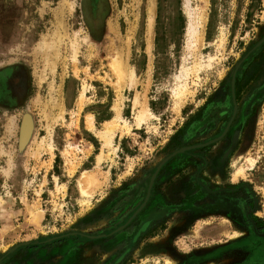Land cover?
Listing matches in <instances>:
<instances>
[{
  "label": "rangeland",
  "instance_id": "rangeland-1",
  "mask_svg": "<svg viewBox=\"0 0 264 264\" xmlns=\"http://www.w3.org/2000/svg\"><path fill=\"white\" fill-rule=\"evenodd\" d=\"M79 1L0 0V264H264V0Z\"/></svg>",
  "mask_w": 264,
  "mask_h": 264
},
{
  "label": "flooded vegetation",
  "instance_id": "flooded-vegetation-1",
  "mask_svg": "<svg viewBox=\"0 0 264 264\" xmlns=\"http://www.w3.org/2000/svg\"><path fill=\"white\" fill-rule=\"evenodd\" d=\"M107 2V0L79 1V18L84 24L88 37L92 40H99L103 35L105 29L104 24L108 14ZM76 12L78 13V11ZM22 67L23 65L21 64H15L2 68L4 70L0 74V107L3 109L12 111L22 105H16L20 99V92L23 89L21 77L16 75V69Z\"/></svg>",
  "mask_w": 264,
  "mask_h": 264
},
{
  "label": "water",
  "instance_id": "water-1",
  "mask_svg": "<svg viewBox=\"0 0 264 264\" xmlns=\"http://www.w3.org/2000/svg\"><path fill=\"white\" fill-rule=\"evenodd\" d=\"M264 44V37L258 41V43L254 46L253 50L257 49L258 47H260L261 45ZM241 62H239L237 64V66L235 67L233 73H232V79H231V93H232V99H233V106H234V110H233V115L226 127V129L224 130V132L219 136L217 137L216 139H213L211 141H209L208 143H205V144H198V145H193V146H188V147H183V148H180L176 151H173L171 154H169L168 156H166L164 159H162L158 165L156 166V170H155V173L152 175V177L150 178V182H149V186H148V192H147V197L146 199L148 198V195L150 193V190L152 188V185L154 183V180H155V177L157 176V173L158 171L161 169V167L166 163L168 162L172 157H174L175 155L177 154H180V153H183L185 151H189V150H193V149H199V148H203V147H206V146H209V145H212L218 141H220L224 136L225 134L227 133L228 131V128L231 124V122L233 121L234 119V116L236 115V112H237V105H236V101H235V94H234V90H235V76H236V70L239 68V65H240ZM28 119H29V116L28 115H24V121H26V123H22V126L20 128V133H19V138H20V146L22 147L29 139L30 137V134H31V131H32V127L30 125V123H28ZM145 203L143 205H141V207L137 210V212L134 214V216L144 207ZM125 226H122L120 227L119 229H117V231H120L124 228ZM71 235H76L75 233L71 234ZM103 236V235H102ZM102 236H87V238L89 239H97L99 237H102ZM24 245H27V243L25 244H22L20 246H24ZM20 246H17L16 248H14L10 253L14 252L18 247ZM1 263V262H0Z\"/></svg>",
  "mask_w": 264,
  "mask_h": 264
},
{
  "label": "bare ground",
  "instance_id": "bare-ground-1",
  "mask_svg": "<svg viewBox=\"0 0 264 264\" xmlns=\"http://www.w3.org/2000/svg\"><path fill=\"white\" fill-rule=\"evenodd\" d=\"M151 4L153 6V3H151ZM152 19H153V12H152V8H150L149 9L148 21H147L148 22V31L147 32H148V36L149 37H150V34H151V27L153 25ZM197 27L196 26H192L191 24L188 27V34L190 35L191 38H196L197 37V35H198V29H197ZM110 65L113 68V71H114L115 75L117 76L118 80L121 81V80H123L126 77L127 70L125 69V67L123 66V64H121L119 62L118 63L111 62ZM82 98H83V95L81 94L80 100ZM140 120H142V115L141 114H139V115L136 116V122L137 121H140ZM87 124L89 125V127L92 126L91 116L87 119ZM112 124H113L112 122H109V123H106L105 126H107L108 127L107 129L110 130L109 127H111ZM107 140H108V138H106V143H107Z\"/></svg>",
  "mask_w": 264,
  "mask_h": 264
},
{
  "label": "trees",
  "instance_id": "trees-1",
  "mask_svg": "<svg viewBox=\"0 0 264 264\" xmlns=\"http://www.w3.org/2000/svg\"><path fill=\"white\" fill-rule=\"evenodd\" d=\"M159 1H161V0H159ZM2 70H4V69H1V70H0V74H1V71H2ZM254 220H256L257 222H260V219L255 218Z\"/></svg>",
  "mask_w": 264,
  "mask_h": 264
}]
</instances>
